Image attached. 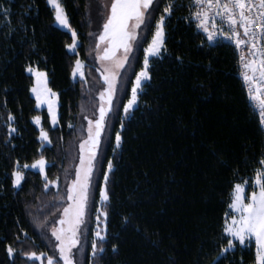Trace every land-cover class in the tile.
Instances as JSON below:
<instances>
[{
    "label": "trees",
    "instance_id": "trees-1",
    "mask_svg": "<svg viewBox=\"0 0 264 264\" xmlns=\"http://www.w3.org/2000/svg\"><path fill=\"white\" fill-rule=\"evenodd\" d=\"M165 2L151 18L152 33ZM62 3L79 36L76 52L67 47L74 42L71 31L57 25L48 0H0V264H40L27 255L33 251L55 256L49 230L67 204L66 187L78 163L79 143L86 136L88 118L98 116L99 93L105 87L92 57L98 34L91 0ZM187 6L177 0L166 21L164 58H154L153 79L127 119L122 106L143 68L144 40L150 42L151 35L141 32L122 73L115 114L107 121L112 136L102 139L93 184L102 189L100 176L107 174V162L114 159L109 239L98 245L105 251L94 261L97 193L84 227L81 264H217L230 239L222 228L225 213H231L234 184L248 181L249 188L255 186L259 160L264 159V131L238 77L237 54L225 41L209 46L206 35L188 23ZM76 60L86 62L84 78L72 75ZM30 65L46 71L49 86L60 94L55 129L47 109L38 107L31 92ZM9 114L16 116L7 122L17 129L11 137ZM37 115L51 144L40 140ZM121 123L125 140L114 157V135ZM41 154L48 161L49 179L60 178L59 189H45L44 175L24 168L25 179L17 188L16 161L31 165ZM9 245L15 256L9 255ZM255 260L252 239L244 245L237 242L220 264Z\"/></svg>",
    "mask_w": 264,
    "mask_h": 264
},
{
    "label": "snow or ice",
    "instance_id": "snow-or-ice-1",
    "mask_svg": "<svg viewBox=\"0 0 264 264\" xmlns=\"http://www.w3.org/2000/svg\"><path fill=\"white\" fill-rule=\"evenodd\" d=\"M162 0H111L110 4L104 7L110 9L107 20L103 24V33L99 36L101 45H106L100 60H113L116 54L122 49L125 59L118 65L123 69L127 64V55L134 43L141 39V32L145 37L151 35L150 42L146 39L147 47L144 48L145 57L143 68L135 77L134 86L131 87V95L127 104L123 105V114L127 119L136 109L140 95L147 87L148 82L153 79V60L163 59L164 50L167 47L166 21L172 17L177 6V0H169L160 14L158 23L155 24L154 33L151 32L152 16L159 11V3ZM48 3L55 10L56 21L71 30L74 39L67 47L76 52L78 50L79 36L75 29H72L66 8L62 0H48ZM190 10L188 23L193 25L198 32L206 35V40L211 44L219 40L234 42L239 49V60L243 69V80L247 84V94L253 102V107L258 111L259 122L264 127V0H191L187 6ZM134 22V23H133ZM259 31H256V28ZM242 30V31H241ZM142 46V45H141ZM183 62V57L179 58ZM84 61L76 60L73 70V77L85 76ZM29 73H34L35 84L31 92L39 107H47L50 114L52 127L55 129L60 122V94L54 92L48 83V73L41 71L39 67L27 68ZM107 88L99 94L98 118H88L86 126V138L79 145L81 155L78 159V166L75 169L70 185L66 187L67 206L63 208L62 218H58L59 227L53 226L52 235L59 242V257H47V264H76L73 248L80 246L82 237V225L89 214L90 204L94 207L96 195L99 193L101 207L95 213L96 242L92 244V257L96 260L98 253H104L105 249L98 246L109 239V212L113 193L109 187V177L114 175L115 160L107 162V174H101L103 187H94L98 157L102 139L110 140L112 133L109 131L107 121L110 114H115L114 100L117 94V86L120 85V76L110 74L104 76ZM16 116L9 114L6 118L8 135L11 137L17 129L8 124L14 122ZM34 121L40 127V140L52 143L51 136L42 126V117L37 115ZM70 128L74 125L69 124ZM125 124H120V132L114 135L115 149L122 147L125 137L122 132ZM260 168L256 173L254 187H248V181L235 183L229 208L235 212V216L225 213L222 232L226 237L227 246L223 248L221 256L217 257V264H220L221 257H226L229 251L234 250L237 242L244 245L246 241L255 239L256 260L255 264H264V159L259 160ZM21 168H35L44 173L45 189L53 184L48 177V161L41 154L40 159L33 164H23L16 161L14 172V184L19 188L24 181V173ZM60 178L55 180V187L59 189ZM250 196L246 197V192ZM55 223V222H53ZM115 251V249H113ZM8 253L15 256L16 250L8 246ZM32 260H44V254L39 256L35 251L31 252Z\"/></svg>",
    "mask_w": 264,
    "mask_h": 264
},
{
    "label": "rangeland",
    "instance_id": "rangeland-1",
    "mask_svg": "<svg viewBox=\"0 0 264 264\" xmlns=\"http://www.w3.org/2000/svg\"><path fill=\"white\" fill-rule=\"evenodd\" d=\"M168 2H169V0H166V2L163 4V8L167 5ZM110 3H111V0H91V10H90V12H91V16H92L93 21H94V29L96 28V31H97V34H98L97 44H96V47H95V50H94V53H93V56L92 57H93V60L95 61V63L97 64V66H98L101 74H102L103 80H104V76L105 75H110V74H116V75L120 76V80H121L122 73L124 72L125 68L128 66V64L130 62V59L132 57V54L135 53L137 41L134 43V45L132 46V48L129 50V53L127 55L128 62H127V64H125V66H124L123 69H120L118 67V65L125 59V55H124L122 49L116 54V58L115 59H113V60H103V61L100 60V56L103 55V50L105 49L106 45H101L100 44V42H99V36L103 33V24L106 22L108 13L110 11V9L105 8L104 5L105 4H110ZM158 21H157V23H158ZM56 23H57V25L60 28L71 31L70 29H68V28L60 25L57 21H56ZM78 45H79V41H78ZM84 65H85V69L84 70H85V74H86V62H84ZM33 67L35 68V66H33ZM41 71H44V70H41ZM31 74H32V76L34 78V84H35V75H34V73H31ZM84 77L77 76L76 78H84ZM118 86H117L116 98L118 96ZM106 88H107V83L105 82V87L100 92H103ZM34 97H35V95H34ZM39 108L40 109H43V108H46L47 109L46 106H44L43 108H41V107H39ZM109 117H110V115H109ZM97 118H98V116H97ZM37 126L39 128L41 127V125H37ZM85 138H86V136H85ZM82 142H83V140L79 143V145ZM44 143L45 144H48L47 142H44ZM80 155H81V152H80ZM77 166H78V163H77ZM77 166H76V168H77ZM97 166H98V163H97ZM24 169H21V170L23 171L24 176H25V170ZM28 169H33V170L39 171V172H41L44 175V173L42 171H40L39 169H35V168H28ZM70 182H69L68 185H70ZM52 186H55V182H53ZM66 206H67V204L64 207H66ZM100 206L101 205H100V202H99L98 210H99ZM62 213H63V209H62L61 213L59 214L58 218H62ZM230 215L231 216H235L236 214H235V212L233 210H231ZM58 218L56 219V224L54 225L55 227H59ZM87 218H88V216L85 218V223H86ZM85 223H84V225H82L81 244H80V246H78L76 248H73V254H74V257L73 258L76 261V264H81V259L83 257V253H84V249H85V246L83 245V241H82ZM52 228H53V226L49 230L50 240H51L50 244H51V249L55 253V256H53V257L54 258H58L59 257V248H58L59 242L56 241L55 240V237L52 235ZM253 240H255V239L253 238ZM37 255L39 256L40 254H37ZM47 257H48V255L47 254H44V260L43 261L38 260L40 262V264H47Z\"/></svg>",
    "mask_w": 264,
    "mask_h": 264
},
{
    "label": "built area",
    "instance_id": "built-area-1",
    "mask_svg": "<svg viewBox=\"0 0 264 264\" xmlns=\"http://www.w3.org/2000/svg\"><path fill=\"white\" fill-rule=\"evenodd\" d=\"M178 1H185L187 3V5H189L191 3V0H178ZM189 14H190V10H189ZM256 31H259V28L258 27L256 28ZM221 41H225V42L231 44L233 46V48L235 49V52L237 54V67H238L237 74H238V77L241 79L242 84H243V86L245 88V91H246V95H247L249 104L251 105V107L253 108V110L255 111V113L258 115V111L253 107V102L250 100V98L248 97V94H247V84L243 80V69L241 67L240 60H239V49L235 46L234 42H231V41H228V40H223V39L219 40L218 42H221ZM214 44H216V43H214ZM258 118H259V116H258ZM262 128H263V131H264V127H262Z\"/></svg>",
    "mask_w": 264,
    "mask_h": 264
},
{
    "label": "crops",
    "instance_id": "crops-1",
    "mask_svg": "<svg viewBox=\"0 0 264 264\" xmlns=\"http://www.w3.org/2000/svg\"><path fill=\"white\" fill-rule=\"evenodd\" d=\"M256 177V176H255ZM255 180V179H254Z\"/></svg>",
    "mask_w": 264,
    "mask_h": 264
}]
</instances>
